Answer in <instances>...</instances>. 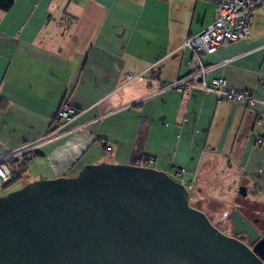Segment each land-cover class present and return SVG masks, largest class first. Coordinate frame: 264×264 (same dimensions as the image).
Wrapping results in <instances>:
<instances>
[{
	"label": "crops",
	"instance_id": "0c3cea01",
	"mask_svg": "<svg viewBox=\"0 0 264 264\" xmlns=\"http://www.w3.org/2000/svg\"><path fill=\"white\" fill-rule=\"evenodd\" d=\"M214 10L182 14L160 0H13L0 9V157L36 144L25 157V184L99 163L152 167L176 179L183 170L193 188L233 187V202L245 186L256 214L264 204V139L256 142L254 124L261 119L264 138V104L249 111L202 91L164 90L190 71L184 41L212 22ZM202 61L214 67L207 84L223 77L227 88L264 101V8L248 38ZM65 100L76 118L53 121ZM210 202L197 208L207 214Z\"/></svg>",
	"mask_w": 264,
	"mask_h": 264
},
{
	"label": "water",
	"instance_id": "95a60500",
	"mask_svg": "<svg viewBox=\"0 0 264 264\" xmlns=\"http://www.w3.org/2000/svg\"><path fill=\"white\" fill-rule=\"evenodd\" d=\"M230 219L226 235L162 170L87 165L0 196V264H264V236L238 210Z\"/></svg>",
	"mask_w": 264,
	"mask_h": 264
},
{
	"label": "built area",
	"instance_id": "2783aa9c",
	"mask_svg": "<svg viewBox=\"0 0 264 264\" xmlns=\"http://www.w3.org/2000/svg\"><path fill=\"white\" fill-rule=\"evenodd\" d=\"M204 1L214 4L213 20L199 33L186 38L184 41V45L189 48L195 63L192 59L186 61V66L190 68V71L175 82L165 86L164 90H174L180 94L202 91L213 94L219 101L245 103L249 111H255L256 106L264 104V101L256 99L250 92L227 88L226 80L223 77L211 78L210 82L206 83L208 74L214 67L205 65L202 56L213 54L222 46L248 38L251 33L254 13L257 9L264 8V0ZM77 114V109L71 105L69 100H65L55 113L53 121L64 120L68 122L75 119ZM254 126L260 131L256 136V142L261 144L264 139L263 134H261L263 130L261 119H257ZM99 142L107 152L111 151L112 148L104 140L101 139ZM35 147L36 144L25 145L19 150L11 151L0 157V192L16 179V175L11 171L8 163L20 156H29L33 153ZM149 159L147 158V160ZM178 173L181 178L176 181L181 184L184 183L187 192L192 190L193 186L186 184L183 180V170H179ZM228 215L229 210L223 211L222 219H226Z\"/></svg>",
	"mask_w": 264,
	"mask_h": 264
},
{
	"label": "rangeland",
	"instance_id": "374dc122",
	"mask_svg": "<svg viewBox=\"0 0 264 264\" xmlns=\"http://www.w3.org/2000/svg\"><path fill=\"white\" fill-rule=\"evenodd\" d=\"M160 3L161 4L169 3L170 5L179 8L182 14H185L188 11V9L190 8L193 9L194 7L199 8L201 11H206V10L209 11L210 9H213V3H208L207 1H204V0H160ZM8 165L11 168H14V165L12 163H8ZM16 166L18 167V163L16 164ZM27 171L29 172V169ZM28 172H26L25 174L23 173L20 176V178L14 183L13 185L14 188H18V187H22L26 185L25 183L28 180H30ZM173 179H176V177ZM213 183H216V182H213ZM182 184L185 186L184 183ZM237 187H240V186H237ZM230 189H232V192L234 191L233 187L223 188V187H216L213 185L207 186V187L196 186L192 190H188L187 192L188 202L192 207H195V208L198 207L197 202H201V201L210 202V200H216V201L218 200V201H221L222 203H229L234 208H236L235 206L238 205L239 206V208H237L238 211L241 214H243V216L247 218L252 224H254L259 235L264 236V233H263L264 232V204L262 203L263 205H259V209L257 210V213L255 214V212L253 211L254 207L250 205L248 202L249 199L251 198L250 192L249 191L247 192L248 195H246V197H239L236 202H233L232 201L233 199H231V195L229 193ZM8 191L10 190H6V189L2 190V192H0V196L5 195ZM208 205L210 209H208ZM207 209L208 210L206 211L207 213L206 216L211 221V223L215 227H217L222 233L226 235H231L232 228H233L232 220L230 218H226L224 220L222 219L223 211L228 209V205L227 204L220 205V204H214L210 202L209 204H207ZM215 211L218 214H214L213 212ZM249 211L251 213L248 214V217H247L246 212L249 213ZM252 211L254 214H252Z\"/></svg>",
	"mask_w": 264,
	"mask_h": 264
},
{
	"label": "trees",
	"instance_id": "16d2710c",
	"mask_svg": "<svg viewBox=\"0 0 264 264\" xmlns=\"http://www.w3.org/2000/svg\"><path fill=\"white\" fill-rule=\"evenodd\" d=\"M12 3H13V0H0V9H3V10L8 9L12 5ZM21 157H23L21 162H19L17 160L18 158L11 162L14 165L15 170H13L14 171L13 173L16 175V179H15V181H13L12 183H10L9 185L6 186V188H5L6 190H10L13 187L14 183L25 172V166H26V158L25 157L26 156L24 155ZM17 163H18V167L16 166ZM232 210H237V209L233 208ZM231 211H229V215L227 218H230ZM243 218H245V217H243ZM237 238L240 239L241 241H243L244 243H246L247 245H249V246L251 245V240L249 239V237L246 234H239L237 236Z\"/></svg>",
	"mask_w": 264,
	"mask_h": 264
},
{
	"label": "flooded vegetation",
	"instance_id": "af4514ba",
	"mask_svg": "<svg viewBox=\"0 0 264 264\" xmlns=\"http://www.w3.org/2000/svg\"><path fill=\"white\" fill-rule=\"evenodd\" d=\"M243 215V214H242ZM246 216L248 217V214H246ZM244 217V216H243ZM245 219H247V218H245ZM248 220V219H247ZM252 220H253V218H252ZM249 221V220H248ZM254 222H256V221H254ZM254 225V224H253ZM264 233V232H263ZM231 235H233V233L231 232ZM238 236V235H237ZM236 236V237H237ZM261 237L263 236V235H260Z\"/></svg>",
	"mask_w": 264,
	"mask_h": 264
}]
</instances>
